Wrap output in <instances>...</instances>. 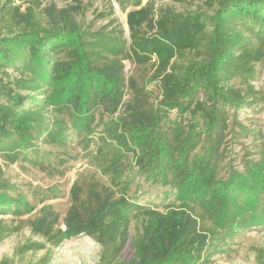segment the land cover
Masks as SVG:
<instances>
[{
	"label": "trees",
	"instance_id": "obj_1",
	"mask_svg": "<svg viewBox=\"0 0 264 264\" xmlns=\"http://www.w3.org/2000/svg\"><path fill=\"white\" fill-rule=\"evenodd\" d=\"M117 1L134 8L127 34L113 20L81 23L75 4L0 2V161L48 176L79 158L88 165L63 218L42 206L29 222L40 242L18 253L49 248L35 263L48 264L52 249L87 236L101 247L99 264L114 263L141 210L131 196L140 180L167 205L146 210L135 258L118 264H206L216 242L264 226V125L243 118L264 109L254 86L264 79V0H208L211 13ZM59 196L0 175V243Z\"/></svg>",
	"mask_w": 264,
	"mask_h": 264
},
{
	"label": "rangeland",
	"instance_id": "obj_2",
	"mask_svg": "<svg viewBox=\"0 0 264 264\" xmlns=\"http://www.w3.org/2000/svg\"><path fill=\"white\" fill-rule=\"evenodd\" d=\"M2 0H0L1 2ZM42 7L48 4H55L58 8H64L68 5H78V19L85 25L92 26L93 29L106 27L113 20L111 28L119 26L125 34H127L126 14L133 10L129 6L126 11H122L117 0H40ZM147 1L154 4V8L170 9L176 13H185L194 11L197 8L202 12L211 13L204 4L208 0H143L142 5ZM127 75H131L132 66L127 61L124 62ZM260 67V66H259ZM137 74L140 76L146 75L149 72V67L138 69ZM254 86L264 96V79L254 83ZM153 95L157 94V90L152 88ZM173 115V114H172ZM243 118H247L244 123L264 125V109L259 115L246 114ZM92 145L91 148H93ZM240 147V146H239ZM75 153L83 155L79 149H75ZM237 151V150H236ZM235 151V152H236ZM240 169L237 162L233 163ZM64 175L48 176L45 173L39 172L27 166L8 165L0 161L1 178L11 184H15L22 188L24 192L30 189L39 188L46 190L56 187L60 196L53 199H48L37 204L36 209L29 215L22 217L23 223L19 232L12 234L0 243V260L7 259L11 264H29L37 263L38 260L49 250L38 253H26L20 255L18 249L27 241L40 242V238L31 237L29 231V222L33 220L39 212V209L44 205H51L55 211L63 218L66 209L68 208V190L73 181L76 179L78 172L88 169L87 161L79 158L77 161H71L65 165ZM140 183V187L135 189L134 185L131 188L137 192V195H131L137 200V205L141 210L133 211L130 218L127 242L121 250L117 260L111 264L121 262H129L135 258L136 247L144 235V229L148 223L146 210H154L163 212L167 201L163 200L158 194V189L150 188L147 184L141 183L140 180H135ZM138 183V184H139ZM152 191V192H151ZM219 249L211 254L206 264H264V226L245 230L235 234L232 238L226 239V244L222 245L215 243ZM101 247L98 243L87 236H80L74 240L63 243L59 248L52 249L51 259L48 264H99Z\"/></svg>",
	"mask_w": 264,
	"mask_h": 264
}]
</instances>
